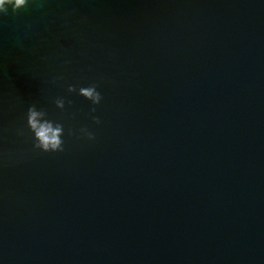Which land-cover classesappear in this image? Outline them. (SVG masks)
Wrapping results in <instances>:
<instances>
[{
  "label": "water",
  "instance_id": "water-1",
  "mask_svg": "<svg viewBox=\"0 0 264 264\" xmlns=\"http://www.w3.org/2000/svg\"><path fill=\"white\" fill-rule=\"evenodd\" d=\"M6 9L0 264H264V0ZM32 106L63 152L34 147Z\"/></svg>",
  "mask_w": 264,
  "mask_h": 264
},
{
  "label": "clouds",
  "instance_id": "clouds-1",
  "mask_svg": "<svg viewBox=\"0 0 264 264\" xmlns=\"http://www.w3.org/2000/svg\"><path fill=\"white\" fill-rule=\"evenodd\" d=\"M26 0H0V12H6V5H11L15 11L24 7ZM76 91L74 85H69L67 88L68 93ZM78 94L84 97L86 100L91 101L92 105H99L103 99L101 93L97 91L95 86L81 87ZM55 107L63 109L65 107V101L63 98H58L54 101ZM92 113L96 112V107L90 109ZM47 113L44 110H37L35 106L29 107L26 116V124L28 129L33 133L34 140L36 141L34 147L40 151L48 153H56L64 151V140L62 137L65 135V129L63 124L54 123L51 120L45 119ZM91 120L94 124H100V118L96 115L91 116ZM87 132L89 139H95V135L92 132Z\"/></svg>",
  "mask_w": 264,
  "mask_h": 264
}]
</instances>
